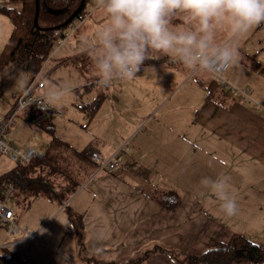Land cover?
I'll use <instances>...</instances> for the list:
<instances>
[{"label": "crops", "instance_id": "obj_1", "mask_svg": "<svg viewBox=\"0 0 264 264\" xmlns=\"http://www.w3.org/2000/svg\"><path fill=\"white\" fill-rule=\"evenodd\" d=\"M0 7L19 8V3L0 0ZM106 23V14L89 0L75 32L66 31L68 37L55 46L36 77L44 81L43 93L51 84L72 89L62 104L79 116L74 123L72 113L66 122L91 135L82 134L78 141L58 135L54 120L55 136L68 148L49 151L48 135L25 121L27 109L7 137L18 148L42 156L49 152L50 164L32 174L51 181L52 193L61 191L60 184L65 189L59 182L64 175L73 178L77 189L60 205L51 192L33 195L17 188L12 210L22 232L0 250L16 253L27 264H86L89 258H94L89 264H181L184 254L226 244L235 233L264 247L263 25L238 42L239 67L224 75L249 90L254 100L249 103L224 91L212 75H190L166 56L146 60L132 81L114 82L107 90L92 85L99 81L94 37ZM11 32L12 22L0 11V53ZM227 39L225 32L218 33V41ZM20 94H14L3 117ZM96 99L101 103L90 118L84 108ZM61 105L48 106L46 115L61 116ZM35 141H40L36 148L31 146ZM118 150L121 166L113 171H99L90 160L92 153L106 160ZM86 151L85 159L78 157ZM225 175L231 177L229 192L239 209L231 218L221 213L211 193L200 194L202 178ZM174 202L170 210L167 205ZM36 204L45 210L43 216L33 213ZM68 211L72 219L81 217L82 251ZM26 233L35 240L23 241Z\"/></svg>", "mask_w": 264, "mask_h": 264}, {"label": "clouds", "instance_id": "obj_2", "mask_svg": "<svg viewBox=\"0 0 264 264\" xmlns=\"http://www.w3.org/2000/svg\"><path fill=\"white\" fill-rule=\"evenodd\" d=\"M95 6L107 20L95 34L92 49L102 86L132 81L146 60L164 56L182 64L190 75L224 76L239 67L238 42L264 25V0H95ZM220 32L228 39L218 41ZM29 83V73L22 72L16 88L27 94ZM71 93L68 85L51 84L45 88L42 107L59 106ZM230 180L227 175L206 176L199 182L200 194L211 193L227 218L239 210L229 192Z\"/></svg>", "mask_w": 264, "mask_h": 264}, {"label": "trees", "instance_id": "obj_3", "mask_svg": "<svg viewBox=\"0 0 264 264\" xmlns=\"http://www.w3.org/2000/svg\"><path fill=\"white\" fill-rule=\"evenodd\" d=\"M19 3V8L0 7V11L6 14L12 22V32L6 41L0 53V94L4 92L15 80V77L21 72H27L30 75V81L34 80L41 70L44 62L55 49V43L61 38L63 32L75 21L82 19L84 10L89 2L85 4L75 18L64 28L56 29L62 25L69 16L78 7L80 0H39V14L37 18L38 27L45 30L34 28L33 20L35 15V0H14ZM101 100L96 99L93 103L84 108L88 117H92L97 111ZM25 121L29 127H36L43 131L49 137V151L57 148H68L67 145L59 141L54 133V126L46 113L31 107L28 109ZM88 152L78 155L80 158H86ZM49 152L40 159H34L30 163L17 166L7 173L0 176V202L4 199V191L7 188L24 189L33 195L46 194L51 192L52 182L47 181L41 176H33V172L42 170L51 160ZM34 170V171H33ZM33 173V174H32ZM60 183H65L58 187L57 193L51 192V198L60 205L66 203V199L76 191V183L73 178L64 175ZM64 184V185H65ZM163 205L162 203H160ZM164 206V205H163ZM177 206V202L167 205L172 210ZM65 205L64 209H68ZM65 210V211H66ZM67 212V211H66ZM69 219L73 224L74 232L77 235L80 251L84 248V236L82 233L81 217L72 219L69 213ZM159 252H168L167 249L159 248ZM153 252V251H152ZM172 253V252H170ZM149 253H146L145 257ZM173 254V253H172ZM94 258L84 259L86 264L93 261ZM176 260L179 261L178 258ZM129 260L123 264H133ZM181 264H264V247L250 241L240 234H233L228 243H215L199 255L184 254ZM0 264H27L16 253L7 250H0Z\"/></svg>", "mask_w": 264, "mask_h": 264}, {"label": "built area", "instance_id": "obj_4", "mask_svg": "<svg viewBox=\"0 0 264 264\" xmlns=\"http://www.w3.org/2000/svg\"><path fill=\"white\" fill-rule=\"evenodd\" d=\"M264 28V25H263ZM71 33L75 32L76 25L75 22L70 24L67 28ZM68 37V34L63 32L61 38L58 39L55 43V46H59L64 42V40ZM171 65H177L179 63L173 62L171 60L168 61ZM140 72V71H139ZM138 72V73H139ZM213 80L226 92L234 95L235 97L248 101L249 103H254V100L250 97V92L246 88H240L231 83L225 76H213ZM94 86H99L100 88L107 90L111 86H102L99 81L92 83ZM45 84L43 80H38L35 78L33 81L29 83V91L27 94L21 93L15 102V105L12 109L2 118H0V156L6 157L10 162L15 164H23L26 165L33 161L34 159L42 158V155L36 152L32 148H18L12 145L7 137L10 129L14 125V122L18 116V114L24 110H26L23 106L27 104H31L27 109L34 107L38 109L42 113L47 112V108L42 107L43 101V90ZM256 104V103H255ZM257 105V104H256ZM263 107L260 106V110ZM121 150V149H120ZM116 153L110 157L109 159L103 160L96 153H92L90 155V160L97 164L99 171L107 170L113 171L116 168L121 166L120 161L117 160ZM12 189L9 187L4 191V199L0 202V226L7 230V233L11 236L18 235L22 232L20 227L14 221V213L13 210L5 206V202L7 197L11 193ZM36 236L33 234H24L23 241L35 240ZM2 248V247H1ZM73 264H77L73 262Z\"/></svg>", "mask_w": 264, "mask_h": 264}, {"label": "rangeland", "instance_id": "obj_5", "mask_svg": "<svg viewBox=\"0 0 264 264\" xmlns=\"http://www.w3.org/2000/svg\"><path fill=\"white\" fill-rule=\"evenodd\" d=\"M66 31H68V30L66 29ZM20 74H18L15 77V80L12 83V85H10L4 92H2L0 94V118L3 117L4 111L8 110V108H10L8 106V104L11 101H13V96L18 91L17 88H16V79L19 77ZM29 79H30V75H29ZM60 109H61V111H60L61 116L57 115V116H55V119L52 116H48L52 123H54V120L56 121L55 126L57 127L58 135H62V134L69 135V136H71L72 139H76L77 141H78V138L80 137V135H82V134H83L82 137L83 136L87 137V134L91 135V133H89V130L88 131L79 130L77 128L78 127L77 124H75V125L73 124L71 126L67 124V122H66L67 116H70L73 113L74 117H72V118L74 119V123H75L76 122L75 119L79 116L78 113H76V112L74 113L73 109H71L70 107L65 106L63 104L60 106ZM25 113H26V110H24V111H22V112H20L18 114V116L16 118V123H20L21 122V119L24 117ZM83 117H85V116H83ZM21 125H24V122L21 123ZM39 142L40 141H38V142L35 141V142L31 143V146L36 148L38 146ZM18 145L20 146V144H18ZM71 158L74 159L73 157H71ZM16 166H17V164H13L6 157L0 156V176L3 173H5L6 171H8L9 169L14 168ZM15 195H17V189H16V191L13 194L10 193L9 196L7 197V200L5 202V206L6 207H8L10 209H15L13 201H12V199H14L16 197ZM46 205H48V204H46ZM33 207H34L33 208V213L37 210L38 211L37 215H42V216L44 215L43 213H45V210H43L42 207H40L39 204L38 205L36 204ZM57 220L55 221L54 225L57 224ZM16 238H18V235L11 236V235H9L7 233V230L5 228L0 226V246L6 245L8 243H12V242H14V240Z\"/></svg>", "mask_w": 264, "mask_h": 264}, {"label": "water", "instance_id": "obj_6", "mask_svg": "<svg viewBox=\"0 0 264 264\" xmlns=\"http://www.w3.org/2000/svg\"><path fill=\"white\" fill-rule=\"evenodd\" d=\"M84 4H85V0H80V3L78 7L75 9V11H73V13L69 16V18L62 25L56 27V29H62L66 27L75 18V16L81 11ZM38 14H39V0H35V15H34V20H33L34 28L37 30H45V29H40L38 27V23H37Z\"/></svg>", "mask_w": 264, "mask_h": 264}]
</instances>
